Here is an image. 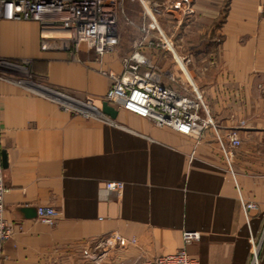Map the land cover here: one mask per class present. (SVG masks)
Returning a JSON list of instances; mask_svg holds the SVG:
<instances>
[{"label":"crops","instance_id":"1","mask_svg":"<svg viewBox=\"0 0 264 264\" xmlns=\"http://www.w3.org/2000/svg\"><path fill=\"white\" fill-rule=\"evenodd\" d=\"M263 7L264 0H231L225 50L195 73L219 123L245 121L232 168L211 128L198 137L124 108L115 118L85 116L20 76L0 78V144L8 157L4 216L13 228L0 264H75L80 254L92 264H141L181 248L200 264H250L251 230L239 195L260 204L250 223L258 233L264 215ZM218 11L213 5L205 12L214 18ZM132 47L123 46L120 34L114 51L74 56L45 46L37 21L0 14V59L26 63L36 81L100 106L111 85L102 70L121 72ZM108 180L124 181L120 194L104 190ZM40 205L60 211L53 224L40 219ZM185 230L201 236L186 242ZM112 232L128 242L103 252L96 242Z\"/></svg>","mask_w":264,"mask_h":264},{"label":"built area","instance_id":"2","mask_svg":"<svg viewBox=\"0 0 264 264\" xmlns=\"http://www.w3.org/2000/svg\"><path fill=\"white\" fill-rule=\"evenodd\" d=\"M149 21L141 24L142 35L134 40L133 47L123 56L124 68L121 72L102 70L111 78V85L104 96L116 109H128L139 115L150 118L159 126H170L182 133L200 137L203 131L213 129L221 149L232 168L233 149L242 143L240 129L245 123L225 127L216 119L204 99L198 86L189 80L185 84L183 78L175 73L167 74V78L178 86L165 83L163 71L153 62L147 50L150 48L166 49L175 52L173 40L160 24L158 16L171 12V8L181 5L176 0H138ZM125 0H0V14L8 19L34 20L39 23L40 35L45 46H57L69 49L77 56L81 51H94L98 55L117 49L120 40L119 16L124 11ZM175 56V55H174ZM185 59V58H184ZM184 71V67H182ZM12 73H15L14 75ZM20 76L27 84L38 86V91L56 101L62 107L85 116L109 117L91 97H78L62 89L48 86L34 79L28 64L0 59V78ZM226 129H225V128ZM225 129V130H224ZM122 180H108L104 190L120 194L124 188ZM7 190L2 162L0 144V260L4 254V242L13 232L12 225L4 216V196ZM243 212L251 230L250 264H260V254L264 242V227L257 241L251 227L252 211L258 202L239 195ZM40 219L53 224L60 211L52 205H40L37 208ZM184 240L190 242L198 239L201 232L185 230ZM134 240V239H132ZM128 239L120 233L112 232L99 238L96 247L102 250L115 245H125ZM103 250V252H104ZM96 256V259L102 256ZM85 255H91L89 249ZM141 264H200L185 248L175 252L146 258Z\"/></svg>","mask_w":264,"mask_h":264},{"label":"rangeland","instance_id":"3","mask_svg":"<svg viewBox=\"0 0 264 264\" xmlns=\"http://www.w3.org/2000/svg\"><path fill=\"white\" fill-rule=\"evenodd\" d=\"M172 1L174 3L176 0ZM230 3L231 0H187L186 2L183 1L179 6L174 5L169 15L158 16L160 24L168 36L171 37V40H173L175 52L164 48H150L147 52L152 57L153 62L163 71L165 78H167V74L175 73L177 77L183 78L182 82L185 84L190 83L187 78L197 84L195 77L197 69L204 62L206 64V60L213 61L217 53H223L225 50L223 47H226V41L228 40V29L225 28V24ZM213 5L219 6V11L214 18L211 17V12H205L207 8H211ZM123 8L124 11L119 16V31L122 36L123 46L128 49L134 40L142 35L139 26L144 22H148L149 19L145 16L143 6L138 0H125ZM260 13L264 14V7ZM239 38L240 42L243 43L244 35ZM182 67H184V71ZM168 83L178 86L176 82L170 80H168ZM257 204L258 206L252 211V214L259 210L260 204ZM252 217L253 215H251L250 222ZM263 227L264 215L258 233H255L252 229L257 241L262 235ZM100 255L102 253H96V256ZM83 258L82 254H80L75 264H92L84 261ZM96 264L107 263L101 260V262H96Z\"/></svg>","mask_w":264,"mask_h":264},{"label":"water","instance_id":"4","mask_svg":"<svg viewBox=\"0 0 264 264\" xmlns=\"http://www.w3.org/2000/svg\"><path fill=\"white\" fill-rule=\"evenodd\" d=\"M102 110L108 114L109 116L115 118L118 114V109H116L113 105H111L108 101H104L102 104ZM2 162L3 165L6 166L8 163V157L5 150H2Z\"/></svg>","mask_w":264,"mask_h":264}]
</instances>
